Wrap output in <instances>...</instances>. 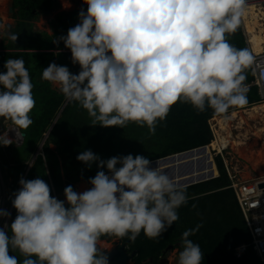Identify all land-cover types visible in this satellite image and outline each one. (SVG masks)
Masks as SVG:
<instances>
[{"label":"clouds","instance_id":"clouds-1","mask_svg":"<svg viewBox=\"0 0 264 264\" xmlns=\"http://www.w3.org/2000/svg\"><path fill=\"white\" fill-rule=\"evenodd\" d=\"M247 2L82 0L87 9L78 12L79 23L53 38V43L63 41L70 50L79 72L53 62L43 68L41 79L85 109L93 126L124 128L134 122L154 135L178 101L198 113L211 109L227 119L229 109L248 104L246 72L256 63L247 48H237L227 39L237 31ZM12 28V22L0 24V40L15 45L18 33ZM4 68L0 119L10 123L0 132V145L6 147L15 140L8 130L19 138L33 123L29 114L36 102L24 60L9 58ZM76 159L89 169L96 162L107 173L98 170L85 191L65 187V200L50 195L49 185L39 177L19 179L21 187L11 201L17 215L0 228V264H109L100 246L102 237L135 241L143 233L158 239L179 219L177 209L188 202L187 186L152 167L145 156L104 160L87 149ZM33 161L29 166L27 162V173ZM9 215L0 210V217ZM201 226L183 232L175 264H201V248L189 239ZM9 249L18 251L22 262L10 256Z\"/></svg>","mask_w":264,"mask_h":264},{"label":"trees","instance_id":"trees-1","mask_svg":"<svg viewBox=\"0 0 264 264\" xmlns=\"http://www.w3.org/2000/svg\"><path fill=\"white\" fill-rule=\"evenodd\" d=\"M54 2L55 0H15V5L20 8L21 18L17 31L14 32L18 33L17 43L23 41L31 48L49 50L48 52H0L2 53L0 54V73L6 71L4 64L7 59L22 58L24 60L34 85L33 96L36 102L29 114L33 123L22 130L25 133L23 143L13 149L10 145L0 147L1 160L9 165L7 171L13 178V182L15 183L24 173L27 162L30 161L32 154L44 138L42 154L34 159L26 180L37 177L43 179L51 189L50 195L59 200H63L65 187L71 185L74 190L78 182L88 181L98 170L107 173L106 168L98 169L96 162H93L89 169L85 163L76 159L80 152L87 149L99 154L104 160L117 155L132 154L134 157L145 156L151 161L208 145L204 153L195 152L188 160L181 161L179 156H176L175 164L193 160L196 165L194 164L195 170L192 175L183 176L174 181L192 177L197 182L203 176L209 177L211 171L215 174L216 169L209 165L211 157L208 151L213 150L210 145L213 135L208 121L214 114L209 109L198 113L190 104L178 101L171 107L166 119L157 124L154 135L149 134L146 126H139L134 122H129L124 128L102 127L98 124L93 126L92 118L85 109L78 103H69L59 90L51 87L50 82L41 79L43 68L55 62L56 55L51 50L55 48L67 50V48L63 41L53 43L54 36L60 32L54 33V36L33 34L31 28H28L31 27L28 20L33 10L40 9L48 13ZM80 2L81 9L86 11L87 5L83 4L82 0ZM81 9L73 11L68 17L61 15L58 18L56 22L62 36L66 35L69 28L79 23L77 14ZM63 19L70 21L68 29L64 26ZM227 39L237 48L248 49L241 24ZM60 55L69 56L63 64L58 63V65L67 66L71 73L77 74L80 68L78 64L71 62V53ZM246 75L245 83L251 84L254 81L252 69L247 70ZM248 89L247 105L259 101L257 86L251 85ZM155 147L157 150L152 151ZM214 150L217 151V149ZM202 158L205 167L198 170L197 163ZM215 160L219 175L187 186L188 202L177 209L179 216L177 221L167 227L158 239H149L141 233L135 241H130V250H137L134 264H142L149 258H152L153 262L148 261L146 264H158L165 248L170 244L175 246L177 243H182L183 232L197 225L202 226L194 235L189 236V239L199 244L201 248L203 253L201 264H264L251 246H248L240 257L234 253L237 245L251 242V235L234 190L230 187L223 160L220 155L216 156ZM160 164L158 162L159 166ZM165 165L170 167L173 162L167 161ZM16 215L17 211L14 208L11 223ZM104 238L107 236L101 239ZM122 239L129 240L127 237ZM178 248L180 249L181 246ZM9 255H16L21 262L24 259L18 251L13 252L11 249H9Z\"/></svg>","mask_w":264,"mask_h":264},{"label":"built area","instance_id":"built-area-1","mask_svg":"<svg viewBox=\"0 0 264 264\" xmlns=\"http://www.w3.org/2000/svg\"><path fill=\"white\" fill-rule=\"evenodd\" d=\"M253 6V13H248L241 18V26L246 39V43L249 51L255 57L256 63L254 64L252 71L255 76L253 85H257L260 100H264V40L261 43V51L256 52L254 50V44L251 42L250 33L247 32L246 24L255 25V32L264 36V0H248L247 7ZM243 22V24H242ZM255 23V24H254ZM1 51V47H0ZM260 78L258 80L257 78ZM251 85H248V88ZM213 140L216 138L214 129H212ZM10 137L15 139L13 143L18 145L22 143V136L15 137V132L8 130ZM212 142V141H211ZM231 147L227 146L220 152H216L215 155H220L223 159V163L226 168L228 178L230 180V187L234 190L237 202L240 206L242 214L247 223L250 235V243H241L234 248V253L237 257H240L247 250L248 246H251L255 253L264 261V187H260V184H264V175L254 178H244L241 171L231 164L229 160L235 159L234 157H224V152L230 155ZM30 162L27 164L29 166ZM231 168V169H230ZM27 171L14 183L11 176H7V173L0 168V210H7L10 215L8 217H0V228L4 227V224H11V218L14 211L12 206V199H14V192H16L21 186L18 181L21 177L26 179Z\"/></svg>","mask_w":264,"mask_h":264},{"label":"rangeland","instance_id":"rangeland-1","mask_svg":"<svg viewBox=\"0 0 264 264\" xmlns=\"http://www.w3.org/2000/svg\"><path fill=\"white\" fill-rule=\"evenodd\" d=\"M62 1L63 0H60L61 3H62ZM6 2H7V0L5 1V4H6ZM70 3H71L70 8L63 9L61 7L62 10H64L66 13H72V11L79 10L82 7L81 2H79V1L70 0ZM61 6H62V4H61ZM4 11H1L2 12L1 14L3 16V19H6L7 18L6 7H5ZM71 17H72V15H71ZM63 22H65V25L64 26L68 29V26L70 25L68 23H70V21L69 20H66V19H63ZM242 24H243V22H242ZM28 28L30 29L31 27H28ZM58 37L59 36H57V35L54 36V38H58ZM18 44L19 45L20 44L23 45L25 43L23 41H20ZM68 56L69 55H60L59 58H57L58 59L57 60L58 63L63 64V62L68 59ZM254 112L257 113V114L255 113L256 116L254 115ZM231 113H233V114H231ZM9 123L10 122L7 121L6 119H0V132H3L5 130V128L8 127ZM208 123L210 125V128L214 129V133L216 134V138L214 139L216 145H215V143L213 144V141H212L210 143L211 148L213 150L214 149H217L218 152H220L222 150V145H221L220 139L218 138V136H219L218 133L223 134L224 137H226L228 140H230L231 142H234V143H236V141H237V139H235L236 136L240 140H242L244 142V144H247V145H250V144L255 145V140H258L259 143H263L262 141H264V100L261 99L259 101L253 102V103H251L249 105H246V106H244L242 108H232V109H229V113H228V118L227 119H225L223 117H218L214 113L213 116H212V118L209 119ZM220 123H222V124L220 125ZM220 127H224V131ZM216 131H218V133H216ZM227 131H229L230 134L229 133L227 134L226 133ZM258 133L260 135V138L259 139H258V137H259L258 136ZM46 136H47V134L45 135V137ZM9 137H10V135H9ZM44 141H45V138L38 145L36 151L32 154L31 159L34 158V156L37 153V151H39V154H41V152H40L42 150L41 144ZM22 143H20L18 145L11 144L10 147L13 149L15 147L20 146ZM0 147H1V145H0ZM229 147H231L229 149L231 154L230 155H227L224 152V155L223 156L226 157V158H230V157H232V158L234 157L235 158L233 160L232 159L229 160V164H231L233 167H235V168L239 169L240 171H242V169L245 168V165H246L244 161H246V160L249 159L250 162L253 163L252 159L250 158L251 156L249 157L248 154H247V157H246V155L245 156H242L240 154V151L237 150V148H234L231 145ZM244 148H246V145H243V149ZM240 149H242V146H241ZM254 149H258V151H259V147H255V148H253V150ZM155 150H157L156 147L155 148H152V151H155ZM208 150H210V149H208ZM257 152L255 151L256 154H257ZM209 153H210L211 161L213 162L212 163L213 164L212 165V168L214 167V169H216L215 174L212 176V178H213V177L219 175V172H218V169H217V166H216V160H215L216 159V156H218V155H215L216 152H213L212 150L208 151V154ZM9 155H12V153H9ZM1 159L2 158L0 156V168L2 170L6 171L5 169L9 168V165L8 164H4V162H2ZM200 160L197 163V166H198L199 163L203 164L204 159H200ZM255 161H256V164H258V166L259 165L262 166L263 165V162H264V157L262 158V161H260L258 159H255ZM260 172L263 174L264 173V168L262 169V171L260 170ZM85 188H86L85 185L82 184L81 191L80 192L85 191L86 190ZM100 243H101V245L106 246V247H109L111 245V244L103 243V242H100ZM176 251L177 250H175V252ZM169 256H171V255H169ZM170 261H172V260H170Z\"/></svg>","mask_w":264,"mask_h":264},{"label":"crops","instance_id":"crops-1","mask_svg":"<svg viewBox=\"0 0 264 264\" xmlns=\"http://www.w3.org/2000/svg\"><path fill=\"white\" fill-rule=\"evenodd\" d=\"M75 1H79L80 2V0H75ZM10 4H11V0H7L6 4L2 6V8H4V9L6 7L7 18L5 17L6 19H3V16L1 14L2 12L0 11V24H6L8 22H12V27L13 28L11 29V31L12 32H16L17 31V29H16L17 25L21 21V18H20V15H19L20 8L15 5V0H14V5H13L14 6V10H13V13L11 14V12H10ZM61 4L62 3L60 2V0H58V1L55 0L51 10L48 13H46L45 11H42L40 9L33 10V14L31 16L30 20H28L29 25H31V31H33V34H36V35L38 34L39 36H54V33L60 32L57 36H59V37L62 36L61 35V31L58 29V25H57L56 21L58 20V18L61 15H65V16L68 17L70 13H66L64 10H62V8L65 9V7H63V5L61 6ZM17 41L18 40H16L15 45H14L8 39H5L3 41L0 40V47H1V51L0 52L4 51V53H14V52H36V53L39 52V53H42V52H48L49 51V50L31 48V46H29L27 43H25L23 45L21 44V46H19ZM58 50H59V54L58 55L55 54L56 55V59L61 53H71L69 49L60 50V49L55 48L54 50H51V51H53V53H56ZM0 54H2V53H0ZM56 59H55V62H57ZM56 64L58 65V62ZM248 85H253V83L248 84ZM51 87L53 89L59 90L53 84H51ZM254 151L257 152L258 149H254ZM244 162H245L246 165H245V168H243L242 171H241V174H242V176L244 178H254V177H260V176L264 175V173L262 174L260 172V170L262 171V169L264 168V162H263L262 166H258V165L253 164L252 162H250L249 159L244 161ZM6 173H7V176H9L7 170H6ZM82 184L85 185V187H86L85 189L86 190L89 189V186L86 183H83V182L80 181V183L78 182L74 186V191L79 193L81 191ZM62 196H63V200H65L64 195H62ZM111 238H112V240L109 241V242H106V243L112 245L113 241L117 240L115 237H111ZM174 248L171 251V253L169 254L171 256H169V255L167 256L168 252H166L165 257L168 259V261H170V260L173 261L174 256H176L177 253H178V250H179L178 246L175 245ZM175 250H177V251L175 252ZM160 258H162V256ZM148 261L151 262L150 258L147 259L146 262L142 263V264H146ZM172 261H170V263ZM133 264H134V262H133ZM158 264H160V261H159Z\"/></svg>","mask_w":264,"mask_h":264},{"label":"water","instance_id":"water-1","mask_svg":"<svg viewBox=\"0 0 264 264\" xmlns=\"http://www.w3.org/2000/svg\"><path fill=\"white\" fill-rule=\"evenodd\" d=\"M13 5H14V0H11V4H10V12H11V14L13 13V10H14V6ZM209 110L212 111L211 109H209ZM21 136L24 139L25 133L23 132ZM42 144H41V147H42ZM206 149H207V146H202V147L194 148V149H191V150H188V151L179 152V153H176V154L167 155L165 157L154 159V160L150 161L151 162V166L152 167L158 166L159 168H161V169H163L165 171V170L168 169V168H166L167 165H163V162H165V160L174 159V157H176V156H179L181 158L184 157L183 159H185V158L189 159V158H191L193 156V154L195 152L201 154V153H204L206 151ZM38 154H39V151H37V153L35 154L33 160L36 158V156ZM158 162L161 163L160 164L161 166L158 165ZM212 163L213 162L211 161L210 164H209L211 167L213 165ZM204 167H205L204 164L199 163L198 166H197V169L198 170H202ZM194 169H195L194 162L192 160H190L189 163H186L185 165L181 164V165L178 166V170H179L178 173H176V174L174 173L175 168H172L171 170H167L168 171L167 173L172 178H175L176 175H178L179 177L187 176V175L190 176V175H192L194 173ZM213 175H214V173H213V171H211L209 177H204L203 176L200 179H198L197 182L208 180V179L212 178ZM81 182L86 183L89 186V188H90V184L86 180H83ZM197 182H195L192 178L191 179L185 178L183 180H180L179 183L183 187V186L192 185V184L197 183ZM259 186L260 187H264V184H260ZM111 240H112L111 237H107V238L101 239L100 242L106 243V242H109ZM129 244H130V240L124 241L123 239H117V240L113 241V244L111 246H109V247L102 246L101 243H100V246L104 248V249H102V251L107 254L108 259H109V264H133L134 259H135L136 255H137V250H130ZM176 245L178 247H180L181 243H177ZM173 248H174V245H172V244L168 245L165 248V250L163 252V255H162V258H160V260H159L160 264H175V258H173V261L170 263V261H168V259L165 257L166 252L167 251L171 252L173 250ZM150 261L152 262L153 259L150 258ZM145 262H146V260L143 261V263H145Z\"/></svg>","mask_w":264,"mask_h":264},{"label":"bare ground","instance_id":"bare-ground-1","mask_svg":"<svg viewBox=\"0 0 264 264\" xmlns=\"http://www.w3.org/2000/svg\"><path fill=\"white\" fill-rule=\"evenodd\" d=\"M5 1L6 0H0V11H3L4 10V8H2V6L3 5H5ZM66 3H68V4H70V6H71V3H70V0H63L62 1V5H64V4H66ZM64 7V6H63ZM67 8H70V7H67ZM67 8H65V9H67ZM252 9H254V7L253 6H249V7H247V11H246V14L245 15H247L249 12L250 13H253V11H252ZM5 12V11H4ZM255 24V23H254ZM255 25H250L249 24V22H247V24H246V28H247V32H249L250 33V36H251V42H253V44H254V50L256 51V52H260L261 51V43L263 42V40H264V36H261V34H259V33H256L255 32ZM259 107V106H258ZM254 111V110H253ZM252 111V112H253ZM257 112V111H256ZM256 112H254V115H255V113ZM231 114H233V113H231ZM249 114V113H248ZM252 114V113H251ZM257 114V113H256ZM259 114V113H258ZM256 116V115H255ZM215 120V119H214ZM219 120V119H218ZM229 121V120H228ZM243 122V121H242ZM222 123H220V125H221ZM227 124V123H226ZM228 127V126H227ZM223 131H224V127H220ZM261 129V128H260ZM216 133H218V131H216ZM227 134L229 133L230 134V132L229 131H227L226 132ZM257 133V132H256ZM261 134V133H260ZM218 138L220 139V141H221V145H222V149H224V148H226L227 146H232V147H234V148H237V150L238 151H240V154L242 155V156H245L246 155V157H247V154H248V156L252 159V161H253V163L255 164V165H258V164H256V161H255V159H258V160H260V161H262V158L264 157V141H262L263 143H259V141L258 140H255V145H252V144H250V145H247V144H244V142L242 141V140H240L237 136L235 137V139H237V141H236V143H234V142H231L230 140H228L226 137H224L223 136V134H221V133H218ZM258 139L260 138V135H259V133H258ZM225 140H227V145H225V143H224V141ZM215 141V140H214ZM215 145H216V143H215ZM243 145H246V148H244L243 149ZM241 146H242V149H240L241 148ZM255 147H259V151L257 152V154L255 153V151L253 150V148H255ZM183 158L184 157H179V160L181 159V161L183 160ZM175 159H176V157H174V159H167V160H165V162H163L164 164H166L167 163V161H171V162H173V165L172 166H170V167H166V168H168L167 170H171L172 168H175V170H174V173L176 174V173H178V166L179 165H181V164H186V163H189L190 162V160L189 161H187V162H181L180 161V163H178V164H175L176 163V161H175ZM185 159H187V158H185ZM203 159V158H202ZM188 160V159H187ZM193 161V160H192ZM194 162V161H193ZM195 166V165H194ZM205 166V165H204ZM259 166H261V165H259ZM167 170H165L166 172H168ZM195 170V169H194ZM183 177V176H182ZM181 177H179L178 175H176V177L175 178H172L173 180H176V179H180ZM192 178V177H191ZM191 178H189V179H191ZM193 179V178H192ZM181 180H183V179H181ZM176 182V181H175ZM180 180H178V182H176L178 185H180ZM181 186V185H180Z\"/></svg>","mask_w":264,"mask_h":264},{"label":"flooded vegetation","instance_id":"flooded-vegetation-1","mask_svg":"<svg viewBox=\"0 0 264 264\" xmlns=\"http://www.w3.org/2000/svg\"><path fill=\"white\" fill-rule=\"evenodd\" d=\"M175 248H176V247H175ZM175 248H174V249H175ZM167 252H168V253H167V256H168L171 252H169V251H167Z\"/></svg>","mask_w":264,"mask_h":264}]
</instances>
